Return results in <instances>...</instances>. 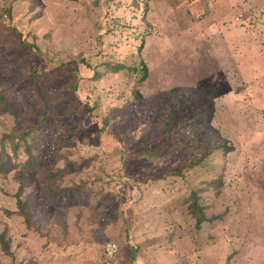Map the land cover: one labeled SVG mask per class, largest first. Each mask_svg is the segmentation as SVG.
<instances>
[{"label":"rangeland","instance_id":"rangeland-1","mask_svg":"<svg viewBox=\"0 0 264 264\" xmlns=\"http://www.w3.org/2000/svg\"><path fill=\"white\" fill-rule=\"evenodd\" d=\"M0 91V264H264V0H0Z\"/></svg>","mask_w":264,"mask_h":264},{"label":"trees","instance_id":"trees-1","mask_svg":"<svg viewBox=\"0 0 264 264\" xmlns=\"http://www.w3.org/2000/svg\"><path fill=\"white\" fill-rule=\"evenodd\" d=\"M123 68V65H118V66H114L112 67L113 71H117L119 69ZM133 70H137V68H133ZM141 70L143 71V74H142V79L145 78L146 74H147V67L146 65L143 63L142 66H141ZM0 110H1V113L2 112H6V111H10L9 107H8V103H7V99L6 97L4 96L3 92L0 91ZM11 134H9L10 136ZM19 139H21V136L19 137ZM23 139V137H22ZM25 139V138H24ZM18 142V141H17ZM21 143H15V147L17 145H20ZM17 149V147H16ZM28 152V151H27ZM9 160H8V154L7 153H3L2 154V157L0 158V168H5V172L6 171H9V170H12L13 167H8L9 165ZM25 166H28V170H33L35 168V165L34 164V159H32L31 157H27L26 158V161L24 163H20ZM62 171H58V173H61ZM55 177V175L53 176V178ZM21 189V188H20ZM19 196V194H18ZM196 194L195 193H192V197H191V203H190V209H191V212L193 214H196V225L199 226L201 223H203L204 221H207V217L205 216V213L202 211V208L200 207V203H198L197 199H196ZM18 201V204H19V210H20V214H22L26 220L30 218V214L24 212L25 211V206L23 204H21V199L18 198L17 199ZM0 244H1V247L3 248V250L10 254V251H9V246L7 245V241L4 239V235L3 234H0ZM132 254L135 256V252L136 250L135 249H132Z\"/></svg>","mask_w":264,"mask_h":264},{"label":"built area","instance_id":"built-area-1","mask_svg":"<svg viewBox=\"0 0 264 264\" xmlns=\"http://www.w3.org/2000/svg\"><path fill=\"white\" fill-rule=\"evenodd\" d=\"M186 1L193 2V1H196V0H186ZM105 250L107 251V253H108L109 255H112L113 253L116 252V250H117V246H116L115 243H108V244L106 245V249H105Z\"/></svg>","mask_w":264,"mask_h":264}]
</instances>
